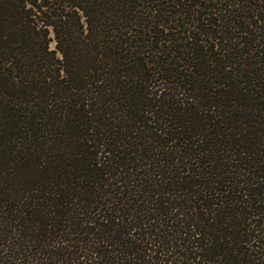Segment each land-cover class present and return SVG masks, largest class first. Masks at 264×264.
<instances>
[{
  "label": "trees",
  "instance_id": "trees-1",
  "mask_svg": "<svg viewBox=\"0 0 264 264\" xmlns=\"http://www.w3.org/2000/svg\"><path fill=\"white\" fill-rule=\"evenodd\" d=\"M0 264H264V0H0Z\"/></svg>",
  "mask_w": 264,
  "mask_h": 264
}]
</instances>
